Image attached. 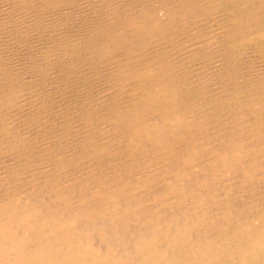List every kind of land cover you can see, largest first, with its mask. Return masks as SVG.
Returning <instances> with one entry per match:
<instances>
[{
  "label": "bare ground",
  "instance_id": "6f19581e",
  "mask_svg": "<svg viewBox=\"0 0 264 264\" xmlns=\"http://www.w3.org/2000/svg\"><path fill=\"white\" fill-rule=\"evenodd\" d=\"M252 56L264 0H0V264H264Z\"/></svg>",
  "mask_w": 264,
  "mask_h": 264
},
{
  "label": "rangeland",
  "instance_id": "374dc122",
  "mask_svg": "<svg viewBox=\"0 0 264 264\" xmlns=\"http://www.w3.org/2000/svg\"><path fill=\"white\" fill-rule=\"evenodd\" d=\"M245 59H246V61L244 64H241L240 66H237L235 68V71L237 72V79H235V81L240 82V84H242L243 82L245 83L247 81V80H245V77H246V74L249 73V71H250L249 66H248L249 64H251L253 66L254 71H256L257 73H260L261 71H263V65H264V59L263 58H260V56L259 57L252 56V57H247V58L245 57ZM204 62H206V61H203V62L197 61V62L193 63L192 65H194V68H196V69H201V66ZM207 64L209 66L208 67L209 71L212 73V75H211V77H212L211 88H212L213 92L219 91L222 93V91L225 90V88H229V87L234 86V81L230 80L231 74L228 71L229 65H227V63H225L221 59H218L217 61H211ZM226 79H229L230 81L228 82V84L225 85L224 80H226ZM36 149H35V151H36Z\"/></svg>",
  "mask_w": 264,
  "mask_h": 264
}]
</instances>
